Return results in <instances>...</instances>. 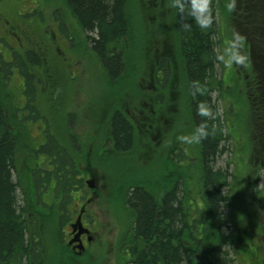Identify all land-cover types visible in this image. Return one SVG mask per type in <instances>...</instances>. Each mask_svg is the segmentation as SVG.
<instances>
[{
  "label": "trees",
  "instance_id": "trees-1",
  "mask_svg": "<svg viewBox=\"0 0 264 264\" xmlns=\"http://www.w3.org/2000/svg\"><path fill=\"white\" fill-rule=\"evenodd\" d=\"M63 1L78 27L87 33L90 50L109 78L117 85L123 83L127 78V75L124 76V73H128L127 66L129 69V57L123 44L130 40L134 28L129 14L130 0ZM172 1L186 99L200 145L199 180L204 192L200 202L191 198L192 190L186 187L185 174L173 188L164 187L163 182L129 180L127 186L122 182L125 184L123 187L129 186L126 192L128 205L125 207L134 216L133 236L130 239L133 240L134 257L131 264H233L237 258H233V251L238 255L242 253L240 248L236 251L240 232L231 212L225 214L224 210L234 202L232 186L235 167L231 170L229 166L224 168L219 165L230 137L226 129L233 128V123L230 126L229 121L221 115L217 102L223 97L226 88L220 74L222 51L219 48L221 27L218 21V11L224 0H210L208 9L198 8L196 0ZM261 3V0H236L233 12L241 10L238 13L241 31L249 40L252 59L255 58L251 79L245 89L251 96L252 122L262 124L264 129V48L260 47L264 40V18L260 17ZM233 21L237 24L236 16ZM260 29L263 30L262 36ZM17 44V47L13 44L15 50L10 53L9 59L0 56L4 75L0 78V264H37L41 259L38 248L43 245L42 234L50 215L32 200L29 204H22L21 186L25 190L31 187V194L34 187L39 190L43 184L47 186L50 177L55 176L57 192L67 201L74 181L73 161L69 157H74L69 151V144L62 137L60 125L65 120L62 110L58 111L52 101L48 105L50 110H43V114L38 112V108H33L37 94L29 93L30 84L39 90V85L49 82L50 74L53 73L50 67H45L47 71L43 69L44 60L48 61L43 46L38 45L36 49L25 52L26 48L21 42ZM20 47L22 58L17 56L20 55L17 53ZM37 50L40 59L34 61L32 56L37 54L34 52ZM16 57L24 62L25 69ZM4 61H8L9 65L6 66ZM15 71L24 79L18 88L24 91L27 99V104L19 107L14 100V86L8 84L5 88L1 84L7 83ZM25 105V109L20 108ZM33 110L36 119L42 122L39 130L47 128L48 131L47 137L40 143L41 135L30 141L21 129L24 120L25 123L29 119L35 120L31 113ZM56 118L57 122L54 121ZM109 119L107 135L113 138L112 148L130 152L136 139L132 122L120 108ZM259 138L260 135L254 136L255 141ZM72 141L77 150L80 149L79 142L75 138ZM31 150L36 153L26 162L27 167L24 169L23 153ZM37 157L43 158L42 165L38 163ZM232 162L235 163L234 160ZM78 182L81 183L80 180ZM52 209L55 210L54 214L51 213L55 218L58 215L57 205ZM241 232L250 235L248 230L242 229Z\"/></svg>",
  "mask_w": 264,
  "mask_h": 264
},
{
  "label": "rangeland",
  "instance_id": "rangeland-1",
  "mask_svg": "<svg viewBox=\"0 0 264 264\" xmlns=\"http://www.w3.org/2000/svg\"><path fill=\"white\" fill-rule=\"evenodd\" d=\"M229 1L224 0L218 11V21L221 27L219 48L222 51L220 74L225 81L226 88L223 97H220L217 102L223 118L229 121L230 126L233 123V128L227 127L226 129V133L230 134V137L226 141V150L220 158L219 165L224 168L229 166L231 170L235 167V178L232 186L234 202L229 204L231 206L226 207L224 212L225 214L231 212L240 232L239 247L236 251L240 248L242 253L238 255L233 251V258L237 257L233 264H264V129L262 124L252 122L251 96L247 90L245 91L246 83L251 79V72L254 69L252 62H255V58L252 59L249 40L241 31V18L238 17L241 10L236 9V13L233 12L236 6L230 10L228 8ZM261 1L260 17L264 18V0ZM155 3H159V0H130L129 14L132 17L134 28L130 40H126L123 44L129 57V69L127 66L128 73H124V76L127 75L126 80L117 85L109 78L100 61L90 50L86 38L87 33L78 27L75 18L63 0H0V56H3L5 60L9 59L10 53L15 50L17 43H19V37L25 38L26 36L32 39L30 46L35 48L42 45L43 49L47 50L48 55L45 54L48 61L44 60L43 69L47 71L45 67H50L51 70L53 69V73L50 74L49 82L39 85V90L30 84L29 93L37 94L33 108H38V112L43 114V110L45 112L50 110L48 105L52 101L57 106L58 111L62 110L65 119L60 125L62 137L66 141L65 143L69 144V149L77 161V167L84 169L86 161L93 168L99 166V174L101 176L107 175L109 183L113 187L116 186V189H111L110 193H104L99 198L100 205L94 204L91 207L102 224V232L98 235L102 237V241H107L109 238L110 244L107 249L111 248L114 239L121 237L130 240L133 236L134 216L131 210L125 207L128 205L126 192L129 186L123 187L125 184L122 182H125L126 186L129 180L160 184L164 181L166 172L165 159L158 154H163V145L166 144L167 140H161V136L155 135L152 137V143L148 144V135L145 128L142 127L141 115L137 117V120H133L136 130L134 148L130 152L112 148L111 142L108 140L110 136L107 135L110 120H108V115L112 109V103L118 100L119 102L115 104L116 107H120L124 112L130 114L134 104L124 102L131 98L126 93L138 95L137 97H141V101L144 100L143 93L147 88L143 87L145 84L143 79L149 80L148 73L152 63H154L155 58L161 56L162 48L156 51V43L160 44L163 40H168L172 46L179 67L178 78L180 83L184 81L183 62L178 52L173 1L162 0L163 4L160 7L155 6ZM158 10L161 11L158 12ZM234 16L237 17V24L233 21ZM262 22L261 20V25ZM58 24L65 27H62V31L64 33L67 31L70 40L69 43L60 42V48L57 49L53 32L56 31L59 34ZM67 33L63 36L66 39H68ZM259 33L262 36L263 30L260 29ZM237 35L243 37L242 44L237 39ZM263 41L260 45L261 49L264 48ZM254 44L256 45V42ZM48 48H51V51ZM21 49L20 47L17 51L20 54L17 56L20 58H22L23 53ZM254 49L256 50V48ZM34 52L38 54L32 56L33 60L36 61L40 59V52L38 50ZM241 54L246 56V62L237 64L235 57ZM20 58L16 57V60L25 69L24 62ZM4 62L6 66L9 65L8 61ZM1 67L0 60V78L2 79L4 75ZM259 68L261 71V67ZM30 70L34 71L35 69ZM16 73L15 71L10 75L7 83L1 82V84L5 88L8 84L14 86V100L19 107L25 103L26 96L24 91L18 88V85L20 87L23 84L24 79L22 75ZM185 100L187 101L186 98ZM186 101L182 113V130L183 136L187 135L189 138L184 141L187 142L188 146L187 149H183L181 166L178 169L181 174H185L186 187H190L192 190V192L189 191L191 198L200 202L204 192L199 180L200 145L189 112L190 107ZM10 108L13 109V107ZM20 108L25 109L24 107ZM141 108L142 106H138V110L148 111L145 105L143 110ZM105 109L108 110V115L100 121ZM31 113L34 116V121L29 119L25 123L24 117H20L24 120L23 122L20 121L21 129L24 136L30 141L32 138H38L41 135L42 138L38 141L40 143L44 137H47L48 131L47 128H42V132L39 130L42 123L39 122L38 118L36 119L34 110ZM71 114L73 115L71 116ZM258 135L260 138L255 141L254 136L257 137ZM74 138L79 142V147L82 148L81 154L77 152L76 147L72 146V139ZM98 138L100 142L94 145V139ZM92 148L93 152L89 155ZM35 153V150L23 153L22 168L27 167L26 162ZM37 160L42 165L43 158L37 157ZM233 160L235 163L232 162ZM257 176H259L258 180ZM103 179V177L100 179L101 182ZM116 181L118 182L116 183ZM30 190L31 187L25 190V187L21 186L20 200L22 204L31 203ZM109 194H111L110 197ZM50 209L53 211H48L47 214L50 215L49 224L46 223L47 227L42 234V242L46 247L57 243L54 231L58 227L59 215L53 218L51 213H55L56 207L55 210ZM242 229L248 230L250 235L243 234ZM54 256L63 257L59 249H51V254L46 256L45 262L47 260L48 264H54Z\"/></svg>",
  "mask_w": 264,
  "mask_h": 264
},
{
  "label": "flooded vegetation",
  "instance_id": "flooded-vegetation-1",
  "mask_svg": "<svg viewBox=\"0 0 264 264\" xmlns=\"http://www.w3.org/2000/svg\"><path fill=\"white\" fill-rule=\"evenodd\" d=\"M161 4H163L162 0H159V3H155L154 5L160 7ZM160 11L161 10H158V12ZM62 27H64L62 24H58L59 34L56 31L53 32V38L56 42L57 49L60 48V42L69 43L70 40L67 31L65 33H67L68 39L63 37L65 33L62 31ZM19 41L21 45L26 48L25 52L34 49L33 46H30L32 42L30 37H19ZM50 44L52 45L53 43L51 42ZM156 44V51L162 48L161 58H155L154 63H152L151 70L148 73L149 80H146V78L143 79L145 82L143 87L147 88L143 93L144 100L141 101V97H137L138 95L130 94V92L126 93L127 96L131 98H128L129 101L126 100L124 102H132L134 107L130 110V114L127 112L125 113L132 122L134 129L135 125L133 120H137V117L141 115L142 127L145 128L148 135V144L152 143V137L155 135L161 136V140H167L166 144L163 145V154L161 155L159 153L158 155L165 159L166 165L163 186H170L173 188L182 180V174L178 167L181 166L182 154L184 153L183 149H187L188 146L187 142L184 141L188 140L189 137L187 135L183 136L182 130V113L184 112L186 92L184 81L180 83L178 78L179 67L177 66L172 46L168 43V40H163L160 44H158V42ZM48 49L51 51V48ZM163 61H166L167 64ZM117 102L119 101L116 100L115 103H112L113 106L111 111H109V115L108 108L105 109L100 121L107 115L109 120L113 112L120 108L116 107L115 104ZM25 104H27V99L25 100ZM144 105L147 107L148 111L143 110ZM138 106H142L141 109L143 112L140 111V109L138 110ZM24 108H26V105ZM154 132L156 133L154 134ZM108 140L111 142V145H114L113 138L109 137ZM94 141V145L100 142L99 138L94 139ZM72 146L75 147L73 143ZM92 150L93 148L89 155L92 154ZM69 151L74 157L73 152L71 150ZM81 151L82 148L77 150L79 154H81ZM69 159L73 161L74 181L69 190V199L67 201H64L62 199L63 196L57 192L58 188L55 176L50 177L47 186L43 184L39 190L34 187L31 192V198L35 205H41V207L47 211V214L48 211H51L50 208L57 205V212L59 215V219L57 220L58 227H56L57 243L53 244V247L50 245L47 247L42 245L38 248L41 259L37 264H48L47 260L45 262L46 256L51 254V249L56 248L61 251L63 257L59 256L57 258L54 256V264H131L134 257L132 252L133 240H125L121 237L114 239L111 248L107 249V246L110 244L109 238H107V241H102V237L98 235L102 232V224L91 207L94 204L100 205L99 198L102 197L104 193H110V190L114 188L107 180V175L104 174L101 176L99 174V166L98 168H93L92 165L86 161L85 168L80 169L77 167L75 157H69ZM102 177L104 178L103 182L100 180ZM90 178L94 179V188L88 186L87 181ZM78 180H80L81 183H79ZM117 182L118 181H116V183ZM110 196L111 194H109V197ZM72 203L73 205H71ZM162 203L163 202H161V205ZM79 217L80 222H77ZM99 229L101 230L99 231Z\"/></svg>",
  "mask_w": 264,
  "mask_h": 264
},
{
  "label": "clouds",
  "instance_id": "clouds-1",
  "mask_svg": "<svg viewBox=\"0 0 264 264\" xmlns=\"http://www.w3.org/2000/svg\"><path fill=\"white\" fill-rule=\"evenodd\" d=\"M196 6L198 8H204V9H208L210 8V0H207V3H205V0H196ZM235 6V0H232L231 3L228 4V8L231 10L233 9ZM237 39L241 41V44H242V41H243V37L237 35ZM236 59V63L237 64H244L246 62V56H244L243 54L235 57Z\"/></svg>",
  "mask_w": 264,
  "mask_h": 264
},
{
  "label": "water",
  "instance_id": "water-1",
  "mask_svg": "<svg viewBox=\"0 0 264 264\" xmlns=\"http://www.w3.org/2000/svg\"><path fill=\"white\" fill-rule=\"evenodd\" d=\"M93 180L94 179H92V180H89L88 182H89V184L91 185V187H93L94 185H93ZM80 220L78 219V222H79ZM77 225V224H76Z\"/></svg>",
  "mask_w": 264,
  "mask_h": 264
}]
</instances>
